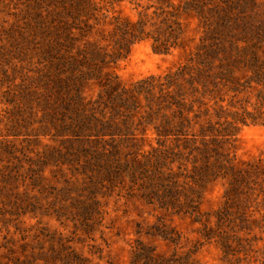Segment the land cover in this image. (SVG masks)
Returning a JSON list of instances; mask_svg holds the SVG:
<instances>
[{
	"label": "rangeland",
	"instance_id": "obj_1",
	"mask_svg": "<svg viewBox=\"0 0 264 264\" xmlns=\"http://www.w3.org/2000/svg\"><path fill=\"white\" fill-rule=\"evenodd\" d=\"M92 1L108 18L135 21L138 14L153 11L145 0H113L111 5ZM220 1L238 2L243 9L233 7L232 16L241 18L222 39L223 46L258 44L257 54L264 58V0ZM30 17L27 0H0V264H131L138 244L157 256L175 255L194 264H264V194L256 188L247 200L240 198L246 221L224 226L222 232L216 230L214 213L224 203V180L203 187L199 215L161 207L154 192L160 196L162 189L146 180L153 176V165L162 175L176 173L178 163L187 172L190 169L182 157L174 162L165 154L167 148L177 152L172 137L165 140L155 133L160 116L169 112L151 113L139 97L135 110L114 115L105 127L115 134L112 138L90 136L96 122L88 130L63 118L60 96L40 75L45 69L44 57L39 56L44 43L34 28L25 26ZM181 21L177 47L163 55L153 53L149 40L133 44L126 58L109 69L117 81L129 86L148 77L162 80L168 71L190 65L213 26L202 25L191 15H183ZM112 35L110 27L98 26L83 40L104 46L111 44ZM248 75L243 70L235 73L241 83ZM79 89L82 103L96 105L104 114L102 118L96 111L97 119H110L106 97L96 82ZM219 90L216 94L223 101L217 105L222 109L217 110L219 118L211 120L216 129L220 127L214 123L230 121L229 114L240 113L241 108L252 111L258 88L243 84L240 93L222 86ZM232 133L223 150L234 162L264 159V125L247 122ZM142 161L149 162L145 170ZM176 180L185 192L183 178ZM177 200L184 202L181 196ZM222 236L231 247L228 251ZM233 237L240 239L239 246Z\"/></svg>",
	"mask_w": 264,
	"mask_h": 264
},
{
	"label": "trees",
	"instance_id": "obj_2",
	"mask_svg": "<svg viewBox=\"0 0 264 264\" xmlns=\"http://www.w3.org/2000/svg\"><path fill=\"white\" fill-rule=\"evenodd\" d=\"M103 1L111 5L113 0ZM145 1L150 3L148 8H153V11L150 15L140 13L132 21L118 16L108 18L92 0H27L32 17L25 26L34 28V33L44 43L43 49H39V56L41 59L44 57L42 60L46 71H40V75L45 80V85L49 84L50 89H55L60 96L65 114L63 118L78 122L88 130L92 122L97 123L99 128L96 125V130L92 131L94 134L90 135L95 138H112L115 134L105 127L111 125L114 115L135 110L136 99L139 97L144 99L151 113L158 114L159 110H167L169 116H160L159 124L154 127L155 133L165 140L172 137L177 152L167 148L165 154L172 155L174 162L181 159L177 157H182L190 164V169L187 172L183 168L185 165L178 163L176 173L162 175L157 172L159 168L156 163L153 165L151 162L153 172L150 175L153 176H147L146 180L155 182L162 189L160 196L157 190L154 192L161 207L180 208L176 211L190 215H199L197 201L203 187L218 179L224 180V203L214 213L216 230L222 232V228L230 224L234 227L236 221H246L245 212H242L246 206H241L240 198L247 200L248 195L256 188L264 194V159L236 163L223 150L239 125L247 122L264 125V58L257 54L258 44L242 48H225L222 44V39L229 34L232 25H237L241 18L239 16L235 19L232 16L236 5L243 11L238 2ZM183 15L197 18L202 25L213 26L211 31L205 32L201 45L197 46L193 57L189 59L191 64L180 66L173 72L168 71L162 80L158 78L155 81L154 77H148L129 86L119 83L109 69L126 58L133 44L149 40L153 53L163 55L178 46L183 32ZM23 19L26 21V17ZM98 26L111 28V34L115 37L111 44L102 46L98 41L83 40L85 35ZM103 40L105 39L101 41ZM203 40L208 44H204ZM240 70L249 73L242 83L235 76ZM88 82H96L106 97L105 105L109 106L105 107L109 109L108 114L111 116L104 122L95 117L98 112L96 105L87 106L81 101L79 88L81 84ZM243 84H254L258 88L252 111L241 108L240 113L229 114L230 121L225 118L224 124L215 122L220 129L214 128L211 120L219 118L217 112L222 107L217 104L223 101L216 94L220 91L219 86L226 87L227 92L240 93ZM211 101L213 105H208ZM212 106L215 107L213 116L209 112ZM100 115L105 117L104 114ZM158 145L164 147V143ZM147 163L149 162L142 161L144 170ZM177 176L183 178L182 190L185 189V192L180 191ZM179 193L184 199L182 203L177 200L180 198ZM240 206L241 209L238 208ZM245 228L241 226L240 229ZM160 236L163 240L172 241ZM233 238L239 246L240 239ZM220 239L224 243V251L230 250L227 238L222 236ZM138 245L136 252L132 254L131 264H194L188 258L175 255L157 256L149 248Z\"/></svg>",
	"mask_w": 264,
	"mask_h": 264
}]
</instances>
